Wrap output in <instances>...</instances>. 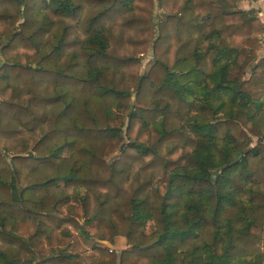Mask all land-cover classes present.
<instances>
[{"label":"trees","instance_id":"16d2710c","mask_svg":"<svg viewBox=\"0 0 264 264\" xmlns=\"http://www.w3.org/2000/svg\"><path fill=\"white\" fill-rule=\"evenodd\" d=\"M242 1L0 0V264H82L54 249L72 231L125 239L90 264H264V24Z\"/></svg>","mask_w":264,"mask_h":264},{"label":"rangeland","instance_id":"374dc122","mask_svg":"<svg viewBox=\"0 0 264 264\" xmlns=\"http://www.w3.org/2000/svg\"><path fill=\"white\" fill-rule=\"evenodd\" d=\"M158 7H156L157 9L155 11V22L157 24L162 18H164L163 10L159 9ZM263 47L264 45L262 41V48ZM46 51H48V49ZM141 58L143 60V71H147L150 67V63L154 58L153 50L150 51L147 55H141ZM256 144L257 139H254L252 146ZM35 231L36 225L31 222L20 224L19 233L22 236L31 237L35 233ZM94 244L105 245L110 249V252L114 251L116 254H121L125 249L128 248L125 239L123 238H117L114 245L98 241H88L86 244V241L83 239V237L79 233H74L73 231L71 232L70 236H64L62 233H56L53 235V245L55 251H63L73 255H78L82 264H90V262L93 260L95 256L92 250Z\"/></svg>","mask_w":264,"mask_h":264},{"label":"crops","instance_id":"0c3cea01","mask_svg":"<svg viewBox=\"0 0 264 264\" xmlns=\"http://www.w3.org/2000/svg\"><path fill=\"white\" fill-rule=\"evenodd\" d=\"M239 9L243 11H255L258 17L264 24V0H245L238 4ZM261 40L264 45V32L261 35ZM261 58L264 57V47L261 50V54L259 55Z\"/></svg>","mask_w":264,"mask_h":264},{"label":"built area","instance_id":"2783aa9c","mask_svg":"<svg viewBox=\"0 0 264 264\" xmlns=\"http://www.w3.org/2000/svg\"><path fill=\"white\" fill-rule=\"evenodd\" d=\"M261 54V53H260Z\"/></svg>","mask_w":264,"mask_h":264}]
</instances>
